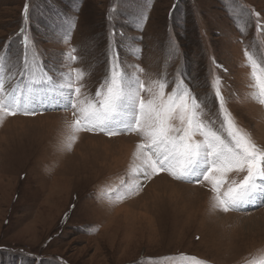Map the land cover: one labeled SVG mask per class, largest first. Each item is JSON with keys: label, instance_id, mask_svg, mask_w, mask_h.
<instances>
[{"label": "rangeland", "instance_id": "374dc122", "mask_svg": "<svg viewBox=\"0 0 264 264\" xmlns=\"http://www.w3.org/2000/svg\"><path fill=\"white\" fill-rule=\"evenodd\" d=\"M253 13L264 25V0H0V55L6 73H17L5 87L24 80L25 34L29 61L35 52L52 87L79 70L87 96H94L109 72L110 52L118 50L123 68L146 86L166 80L168 94L182 79L203 102L205 119L219 111L212 86L219 79L225 107L264 148V104L253 95L245 56L247 49L264 67V28L257 29ZM32 108L34 115L0 121V264L264 259V199L255 209H214L207 182L163 172L149 180L133 175L136 134L80 131L69 151L73 113L61 104ZM121 181L142 187L127 195Z\"/></svg>", "mask_w": 264, "mask_h": 264}, {"label": "snow or ice", "instance_id": "6c2138e0", "mask_svg": "<svg viewBox=\"0 0 264 264\" xmlns=\"http://www.w3.org/2000/svg\"><path fill=\"white\" fill-rule=\"evenodd\" d=\"M242 7V6H241ZM27 5L25 17H27ZM256 26L264 28L259 20ZM146 19V17H144ZM23 31V30H22ZM115 36V30L111 33ZM24 52L19 75L24 80L11 89L6 81L17 73H6L7 60L0 55V121L3 116L34 115V103L61 104L76 119L68 125L65 146L71 150L80 131L101 132L112 137L136 134L140 142L134 153L138 163L132 174L149 180L167 173L175 180L202 184L207 182L213 193L212 206L223 212L239 211L258 198L264 199V148L235 122L225 107L219 79L213 83L219 102L215 118L205 119L203 102L198 100L178 79L171 93L166 94L167 81H153L146 86L136 74L128 73L120 61V53L109 55V72L94 96L82 95L80 81L83 73H64L61 83L52 87L51 77L40 68L33 52L28 58L29 38L22 36ZM251 68V88L258 102L264 104V67L261 61L245 50ZM74 60V56H69ZM136 72H142L138 67ZM145 93L147 95L145 96ZM231 173L243 174L239 181L230 180ZM127 195L137 194L142 184H124ZM118 194L117 199H123ZM191 264H203L195 257H181ZM249 264H264V259Z\"/></svg>", "mask_w": 264, "mask_h": 264}]
</instances>
